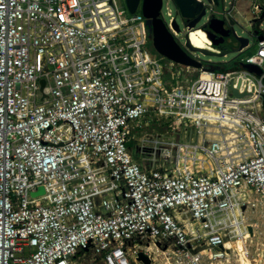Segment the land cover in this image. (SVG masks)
Segmentation results:
<instances>
[{
    "label": "built area",
    "instance_id": "obj_1",
    "mask_svg": "<svg viewBox=\"0 0 264 264\" xmlns=\"http://www.w3.org/2000/svg\"><path fill=\"white\" fill-rule=\"evenodd\" d=\"M142 1L132 12L118 0H0V264L239 254L226 244L250 229L235 223L242 194L253 187L264 203V2L252 7L255 52L230 70L191 66L185 83L145 48ZM196 29L191 46L219 53L192 43ZM147 117L165 133L141 138L152 157L139 162L129 140Z\"/></svg>",
    "mask_w": 264,
    "mask_h": 264
},
{
    "label": "rangeland",
    "instance_id": "obj_2",
    "mask_svg": "<svg viewBox=\"0 0 264 264\" xmlns=\"http://www.w3.org/2000/svg\"><path fill=\"white\" fill-rule=\"evenodd\" d=\"M120 4L126 5L125 0H118ZM208 2L207 0H205ZM262 1V0H260ZM254 0H217L213 5V11H208L207 14L202 18V20L198 23L197 28L206 29V25L212 28V30H216V27L222 26L223 32L218 30L224 40L222 43L216 45V48L220 50V52H213L212 54H204L199 51H191L186 46L187 40V19H185L181 14L177 13L175 4L172 0H163V8L161 10L160 17L170 25L171 20L175 17L177 23L180 26V33L175 35L176 41L185 49V51L192 57L199 58L204 65V68L210 67L211 69L216 70H225L232 68L238 60L243 57H246L255 52L257 46V38L254 34L255 31H258L257 26L252 27L250 25V21L254 18L255 13H253V3ZM235 5L233 8V16L230 17L227 15L225 18L222 16L224 14H218V12L224 13L227 10L232 8V5ZM224 5L226 8H224ZM231 22H234L233 26H231ZM206 24V25H205ZM264 24V19H263ZM171 30V28H170ZM173 33V32H172ZM235 35L244 36L249 38L250 46L243 51L239 50V43L235 38ZM145 48L150 52L151 55L155 56L159 62H161L165 66H171L172 69L179 71L181 78L184 79L185 83L192 82L199 73V69L197 71L192 72V67L184 64L176 63L175 61L164 57L161 53H159L155 46L153 39L149 38L145 44ZM225 53V54H223ZM147 121H150L147 122ZM156 122V123H155ZM160 122V121H159ZM159 122L155 120V118L147 117L143 120V127H135V136L129 140V145L131 148V152L136 160L142 162L144 159H148L152 157L151 148L152 145H149L145 149H142V137H149V139H153L160 135V133H165V127L160 126ZM185 125L177 128L178 136L184 135L185 133ZM169 130L166 129V131ZM197 131L193 127H188L187 133L188 135L194 134V138L198 139V134H195ZM208 144V142H207ZM145 150V153L142 151ZM215 159H220L221 154H215ZM238 159V158H236ZM162 162V160H160ZM45 192V188L43 186H39L36 190L31 191V197H38ZM248 194H242L241 204L242 208L245 212L244 225H251L248 227L254 226V228L258 231L257 237L258 239H254L252 242L247 240L246 242L242 240L240 245L234 244L237 246L239 254L237 251L234 252L232 258L230 259V264H262L264 259V203L261 200L259 193L253 188H249L247 191ZM241 209H238V213L242 214ZM243 221H240L242 223ZM250 230V229H249ZM250 234L251 231L249 232ZM240 234H242L240 232ZM241 236H236L233 239H239ZM249 242V244H248ZM247 249V250H246ZM248 254V256H247ZM240 257V258H239ZM161 258V257H159ZM249 258V260H248ZM159 261V260H158ZM240 261V262H239ZM251 263H250V262ZM143 264V263H139ZM157 264V263H155Z\"/></svg>",
    "mask_w": 264,
    "mask_h": 264
},
{
    "label": "water",
    "instance_id": "obj_3",
    "mask_svg": "<svg viewBox=\"0 0 264 264\" xmlns=\"http://www.w3.org/2000/svg\"><path fill=\"white\" fill-rule=\"evenodd\" d=\"M140 0H126V3L130 11L134 12L137 9L138 3ZM175 4L178 14H181L185 19H187V27L190 29L195 28L197 24L202 20V18L207 14L208 11H213L212 5L217 0H172ZM162 0H143L142 1V10L144 15L148 20V27L152 33V39L156 50L161 53L164 57L169 58L179 64H184L196 68L202 67V62L190 56L185 49L176 41L173 33L169 29L166 22L160 17L162 9ZM225 8V5H224ZM227 15H223L225 18ZM261 18H264V10L261 14ZM257 20V19H256ZM233 26L234 22L230 23ZM173 27L180 33V26L177 23L176 18L172 22ZM206 25V24H205ZM206 27H209L206 25ZM224 28V27H223ZM222 26L216 27V30H212L211 27L207 29L209 36L212 38L214 45H218L223 42L224 37L220 35L218 30L223 32ZM236 40L239 43V50H242L249 43V38L244 36L235 35ZM186 46L192 48L194 51H199L204 54H212V51L194 48L191 46L188 38L186 40ZM225 54V53H223ZM234 93L239 95L238 89H234ZM262 106L264 109V95L262 98ZM250 231L253 234L252 227ZM138 261L144 264H151L152 259L145 255L143 252H140Z\"/></svg>",
    "mask_w": 264,
    "mask_h": 264
},
{
    "label": "bare ground",
    "instance_id": "obj_4",
    "mask_svg": "<svg viewBox=\"0 0 264 264\" xmlns=\"http://www.w3.org/2000/svg\"><path fill=\"white\" fill-rule=\"evenodd\" d=\"M190 38H191L192 43L197 47L214 48V47H210L209 45L205 46L206 41L212 42V39L210 38V36L208 35V33L206 32V30L204 28L203 29L198 28L195 31H192V33L190 34ZM210 132H215V131L210 130ZM222 133H224V132H222ZM227 139H229V138L224 137V140H227ZM235 223L237 225L241 224L239 219H236ZM236 243H237V241H236Z\"/></svg>",
    "mask_w": 264,
    "mask_h": 264
},
{
    "label": "crops",
    "instance_id": "obj_5",
    "mask_svg": "<svg viewBox=\"0 0 264 264\" xmlns=\"http://www.w3.org/2000/svg\"><path fill=\"white\" fill-rule=\"evenodd\" d=\"M262 2H264V0H262ZM242 213H244V215H245V212L244 211H242ZM240 221H243L241 224H240V226H242L243 224H244V222H245V218H244V216L243 217H239L238 218ZM248 226H251V225H248ZM253 227V229H255L254 228V226H252ZM256 230V229H255ZM250 232V230L248 231V234H247V236H242V234H240V231L238 232V234L241 236V238H239V239H233V240H231V241H229V242H227V248H232V247H236L237 248V246L236 245H234V244H237V245H240V243L242 242V240L243 241H247V237H250L251 236V234L249 233ZM236 241H237V243H236ZM249 242H252V240L250 241L249 240ZM249 242H248V244H249ZM241 246V245H240ZM247 250V249H246ZM247 256H248V254H247ZM240 258V257H239ZM248 260H249V258H248ZM250 262V261H249ZM251 263V262H250ZM262 264H264V259H263V263Z\"/></svg>",
    "mask_w": 264,
    "mask_h": 264
},
{
    "label": "trees",
    "instance_id": "obj_6",
    "mask_svg": "<svg viewBox=\"0 0 264 264\" xmlns=\"http://www.w3.org/2000/svg\"><path fill=\"white\" fill-rule=\"evenodd\" d=\"M206 29H209V27H206ZM237 67H238V63H235V65L230 69L237 68ZM230 69H225V70H230ZM252 70L258 74H260V72H262V70L257 68L256 66H254V69H252Z\"/></svg>",
    "mask_w": 264,
    "mask_h": 264
}]
</instances>
